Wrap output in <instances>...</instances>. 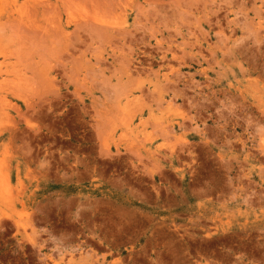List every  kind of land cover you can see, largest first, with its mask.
<instances>
[{"label": "rangeland", "instance_id": "obj_1", "mask_svg": "<svg viewBox=\"0 0 264 264\" xmlns=\"http://www.w3.org/2000/svg\"><path fill=\"white\" fill-rule=\"evenodd\" d=\"M16 3L0 264H264V0Z\"/></svg>", "mask_w": 264, "mask_h": 264}, {"label": "bare ground", "instance_id": "obj_2", "mask_svg": "<svg viewBox=\"0 0 264 264\" xmlns=\"http://www.w3.org/2000/svg\"><path fill=\"white\" fill-rule=\"evenodd\" d=\"M12 1V3H16L17 2V0H11ZM75 1V0H74ZM16 5H17V3H16ZM20 8V7H19Z\"/></svg>", "mask_w": 264, "mask_h": 264}]
</instances>
